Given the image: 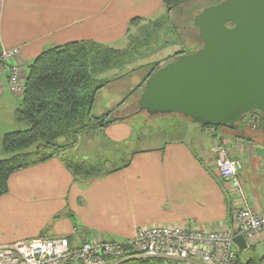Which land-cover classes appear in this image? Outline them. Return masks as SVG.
<instances>
[{"label": "crops", "instance_id": "crops-1", "mask_svg": "<svg viewBox=\"0 0 264 264\" xmlns=\"http://www.w3.org/2000/svg\"><path fill=\"white\" fill-rule=\"evenodd\" d=\"M163 8L162 0H0V48L19 49L10 62L20 67L24 81L28 64L46 48L71 41L125 48L140 33V23ZM6 76L7 65L0 72L3 89ZM120 97L111 95L110 103ZM129 120L110 122L98 132L105 130L111 142L120 144L130 137ZM215 142L242 161L239 176L248 205L264 212V131L260 123L243 122L234 128L192 129L189 139L128 152L127 166L114 170L123 159L85 181L59 156L13 171L7 192L0 195V245L39 236H67L75 243L106 235L122 241L147 224L226 221L234 194L210 159ZM115 148L110 143L112 157L123 155ZM250 248L264 254V234Z\"/></svg>", "mask_w": 264, "mask_h": 264}, {"label": "trees", "instance_id": "trees-1", "mask_svg": "<svg viewBox=\"0 0 264 264\" xmlns=\"http://www.w3.org/2000/svg\"><path fill=\"white\" fill-rule=\"evenodd\" d=\"M188 1L190 0H162L166 18L170 19L173 9ZM136 20L138 19L133 18L131 22ZM156 23L161 24L160 21L154 24ZM139 41V35L134 36L125 48H115L96 41H71L46 48L34 57L26 68L21 102L14 111L15 117L25 120L29 126L22 130L5 132L0 139L2 150L8 154L0 158V195L7 192V180L13 171L54 156H59L79 180L85 181L100 172L97 167L88 166V156L80 154L79 149L78 153L71 155V159H66L64 154L77 149L80 135L96 128H103L109 123L107 119L112 115L122 116L116 115V112L140 87L128 92L115 106L99 115L92 114V106L99 90L142 66L125 69L127 60L132 53L137 52ZM186 51L187 49L183 48L176 53ZM112 69L116 70L112 76L98 77L100 73ZM249 114L257 115L264 131V113L254 110L246 115ZM133 115V113L129 114L130 117L123 115L124 118L121 120L130 119ZM197 125L201 129H217L234 128L240 124ZM61 138L64 141L59 142L58 139ZM110 143L117 146L110 140L103 145L110 148ZM78 155H82V158ZM128 164L129 160L125 159L124 163L114 170ZM118 264H164V262L160 258L150 257L126 259ZM236 264H242L238 252ZM243 264H264V254L250 256Z\"/></svg>", "mask_w": 264, "mask_h": 264}, {"label": "water", "instance_id": "water-1", "mask_svg": "<svg viewBox=\"0 0 264 264\" xmlns=\"http://www.w3.org/2000/svg\"><path fill=\"white\" fill-rule=\"evenodd\" d=\"M192 24L200 46L146 71L131 90L141 88L133 114L234 126L251 111L264 113V0H219ZM234 241L239 252L247 248L243 235Z\"/></svg>", "mask_w": 264, "mask_h": 264}, {"label": "built area", "instance_id": "built-area-1", "mask_svg": "<svg viewBox=\"0 0 264 264\" xmlns=\"http://www.w3.org/2000/svg\"><path fill=\"white\" fill-rule=\"evenodd\" d=\"M17 47L0 48V72L7 65L5 86L21 94L24 81L20 67L10 60ZM3 83L0 81V91ZM211 161L220 178L234 194L230 219L207 226L186 223L143 225L125 240L106 236L82 237L71 242L67 236H39L0 245V264H118L132 258H160L164 264H236L238 247L234 241L243 235L247 247L264 234V212L248 205L240 182L243 163L232 158L223 143L210 146Z\"/></svg>", "mask_w": 264, "mask_h": 264}, {"label": "rangeland", "instance_id": "rangeland-1", "mask_svg": "<svg viewBox=\"0 0 264 264\" xmlns=\"http://www.w3.org/2000/svg\"><path fill=\"white\" fill-rule=\"evenodd\" d=\"M218 1L190 0L173 9L170 19L166 18L165 7L155 17L144 19L140 23L142 26L140 27V33H138L140 41L137 46V52L132 53L127 60L125 69H131L139 65L142 66L135 72L127 74L126 78L122 81L112 85L108 84L102 88L98 92V100L92 109V114H101L107 108L115 106L124 95L136 86L142 78L143 72H146L152 65L155 67V65L164 64L173 59L177 55L176 52L183 48L191 51L199 47L201 43L197 37V29L192 24V18L203 7ZM157 21H160L161 24H154ZM146 34H149V36H146ZM111 73V70H106L100 73L98 77L108 78L112 76L110 75ZM4 87L5 89L0 91V93L3 92L0 94V139L5 132L22 130L29 126L28 122L19 120L14 115L15 109L21 102V94L11 92L5 85ZM140 91L141 88L136 90L130 99L116 112V115L129 116V114L134 113L136 110L135 101ZM118 93H121L120 99L110 103L111 95L115 96ZM130 119L128 122L131 127L130 137L124 142H119L120 144L115 142L117 144V148L115 149L119 153L124 151L123 155L120 154L116 158L112 157L110 155L111 149L109 147H103V144L109 141L110 138L105 135V130L98 132L101 128H96V131L92 132V134L86 132L80 135L77 142V149L65 153L64 157L71 159V155L78 153L77 151L79 149L80 154L88 156V166L93 165L101 171L105 168H110V166H115L121 160L126 159L128 152L132 153L133 151L155 148L174 139H189L192 135V129H201L197 123H192L189 119L178 114L149 116L144 112H140L134 114ZM243 119V122L250 124V126H255L256 123H260L257 115L249 114L243 117L237 124L243 123ZM58 140L59 142L64 141L63 138ZM7 155L2 150L0 144V158ZM82 155L78 156L82 158ZM106 237L110 238L109 236ZM253 255L258 254L253 253V249L250 247H247L241 252L238 251L239 260L242 264L248 257Z\"/></svg>", "mask_w": 264, "mask_h": 264}]
</instances>
